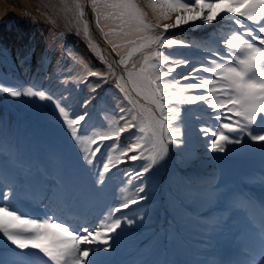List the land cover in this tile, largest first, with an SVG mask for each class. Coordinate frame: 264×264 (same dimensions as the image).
Instances as JSON below:
<instances>
[{
	"label": "snow or ice",
	"instance_id": "snow-or-ice-1",
	"mask_svg": "<svg viewBox=\"0 0 264 264\" xmlns=\"http://www.w3.org/2000/svg\"><path fill=\"white\" fill-rule=\"evenodd\" d=\"M70 10L89 38L91 11L113 55L108 61L101 54L105 71L66 40L39 56L27 44L15 52L0 47V64L10 72L35 69L41 83L60 86L57 93L0 82V92L47 102L52 126L76 162L66 174L61 157L55 171L15 155L2 159L0 246L19 250L14 264H110L120 236L149 218L160 168L170 163L181 174L172 183L183 208L181 201L215 190L217 178L201 174L206 163L256 145L264 152V0H145L144 8L137 0H73ZM183 31L203 35L178 38ZM110 79V96L102 97ZM229 196L221 217L184 212L206 240L240 241L234 258L198 264H264V199ZM22 200L38 211L25 212ZM236 220L241 227H233Z\"/></svg>",
	"mask_w": 264,
	"mask_h": 264
},
{
	"label": "rangeland",
	"instance_id": "rangeland-1",
	"mask_svg": "<svg viewBox=\"0 0 264 264\" xmlns=\"http://www.w3.org/2000/svg\"><path fill=\"white\" fill-rule=\"evenodd\" d=\"M145 0L138 1L137 3L143 4ZM141 8L145 7V3L143 6H140ZM73 0H0V22H3L2 19L5 20V23H14L12 17H17L18 21L21 22V24L29 27V32L32 34L33 37H37L39 35H42L43 33H48V25L51 27L52 30H58L60 24H62L64 27H66L68 30H72L73 28H78V23L74 19L75 12L73 10ZM109 25H111L113 22L108 21ZM80 25H83L80 23ZM54 26V27H53ZM14 27V26H13ZM62 30V29H60ZM105 31H108V28H105ZM64 32V31H62ZM183 33H186L183 31ZM89 38V37H88ZM111 39L115 40L117 43H124V41L119 38L118 36L110 37ZM92 41V40H91ZM95 43L94 41H92ZM105 58L108 60L109 56L107 53L104 54ZM35 62V61H33ZM27 69L23 72L24 74L27 73ZM31 72H33L34 76L33 79H29V76L26 77V75H23L26 83L23 84H11L10 86L23 89L30 86H37V87H45L50 88L54 92H56L57 87H60L58 84H56L54 81H43L41 83L40 78L36 76L35 69H33ZM36 79L35 81H33ZM33 81V82H32ZM1 98H6L10 100L11 104L17 108L20 107H30V109L33 111L36 108H39V111H36V114L33 116L31 114H26L29 118H36L39 116L40 118H43V120L46 123V126L42 125V135L49 138L50 142L56 141V138L58 136V132L54 130L52 123L49 119V114L51 112L50 106H47V102H40L39 100L35 98H11L8 97L6 93H2L0 95ZM225 156H221V158H224ZM218 159H216L217 161ZM225 165H232L229 163H224ZM215 165V164H214ZM221 165V164H220ZM215 169L219 174H221L219 170V166ZM229 169H226V171L223 174H226V176L229 175ZM204 197L209 199L211 202L213 201V194H210L209 190L203 191ZM198 200V199H197ZM211 205H209L210 207ZM208 207V206H207ZM144 222H148L145 220Z\"/></svg>",
	"mask_w": 264,
	"mask_h": 264
},
{
	"label": "trees",
	"instance_id": "trees-1",
	"mask_svg": "<svg viewBox=\"0 0 264 264\" xmlns=\"http://www.w3.org/2000/svg\"><path fill=\"white\" fill-rule=\"evenodd\" d=\"M144 3L145 1L143 2V4ZM138 4L139 6L141 5L143 6V4L139 2ZM12 19L13 20L11 21H14V23H10V24L7 22L5 23L4 19H2L3 22H0V47L7 46L8 48H11L13 52H15L27 44V45H31L34 49H36L37 56H39L41 50L45 49V46H47V50L50 53L59 51V44L65 42L66 40L70 47L76 49L77 51L83 53L86 56L87 61L91 65L95 66V70L105 71L107 69V64L102 62L100 59L101 52L99 48L96 47V49H92L91 44H95V43H93L88 37H85L83 35V25L79 24L78 28H73L72 30H68L62 24H60L58 30H52L51 27L48 25V33H43L42 35L33 37L32 34L29 32L30 29L29 27L21 24V22L18 21L17 17L13 16ZM180 37L181 36L179 35L178 38ZM53 63L55 62L53 61ZM0 70H2L0 72V78L2 80L12 81L14 79L15 71L10 72L9 68L2 64H0ZM19 70L21 72L25 71V69H19ZM30 72L31 71H27V75H29ZM112 83L113 81L110 79L109 83L105 85V89L101 90L100 94L102 96L105 92H107L105 90L112 88ZM80 94L81 96L79 95V97L83 98L88 95V92L85 89Z\"/></svg>",
	"mask_w": 264,
	"mask_h": 264
},
{
	"label": "bare ground",
	"instance_id": "bare-ground-1",
	"mask_svg": "<svg viewBox=\"0 0 264 264\" xmlns=\"http://www.w3.org/2000/svg\"><path fill=\"white\" fill-rule=\"evenodd\" d=\"M88 19L90 22V26H89V31L91 36L97 40L98 36L101 37V33L99 32L98 28H96L95 26V22H94V17L92 16V14L90 12H88ZM106 53L109 56V60L111 61L112 55L106 50ZM241 170H243V168L241 167ZM207 175H211L209 173H207ZM242 179L243 181H245V185L247 187V190L251 192V190H255L257 188H259L260 186H262V183L264 179H262V177H259L260 181H258L259 179L257 177H251V176H247L245 178H242L241 176H239V180Z\"/></svg>",
	"mask_w": 264,
	"mask_h": 264
},
{
	"label": "water",
	"instance_id": "water-1",
	"mask_svg": "<svg viewBox=\"0 0 264 264\" xmlns=\"http://www.w3.org/2000/svg\"><path fill=\"white\" fill-rule=\"evenodd\" d=\"M90 39L93 40V41L97 44V46L101 49L102 52L106 50L105 46L103 45L102 42L99 41L98 38H97V40H96V39H94V38L91 36V34H90ZM109 53L111 54L110 51H109ZM111 55H112V54H111ZM112 58H113V55H112Z\"/></svg>",
	"mask_w": 264,
	"mask_h": 264
}]
</instances>
